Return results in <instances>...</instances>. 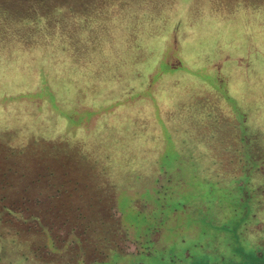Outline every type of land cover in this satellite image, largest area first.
<instances>
[{
    "label": "rangeland",
    "instance_id": "374dc122",
    "mask_svg": "<svg viewBox=\"0 0 264 264\" xmlns=\"http://www.w3.org/2000/svg\"><path fill=\"white\" fill-rule=\"evenodd\" d=\"M261 167L264 0H0V264H169L248 197L264 264Z\"/></svg>",
    "mask_w": 264,
    "mask_h": 264
},
{
    "label": "trees",
    "instance_id": "16d2710c",
    "mask_svg": "<svg viewBox=\"0 0 264 264\" xmlns=\"http://www.w3.org/2000/svg\"><path fill=\"white\" fill-rule=\"evenodd\" d=\"M261 170V173H263L264 175L263 167H261ZM247 177L248 175L245 179H247ZM240 187L245 186L240 185ZM260 199H263L264 201V198L260 197ZM206 200L208 201V199H202L204 204L202 208L198 207L195 209V215L188 216L186 224L189 227H186V229L187 232L191 235V238L188 237L190 240H188V238H181V244L183 245L181 250L182 257L177 253V250L180 249L179 244L177 243H174L172 245V249L169 247V249L167 250L166 253L171 256V258L169 259V264H192L193 260L195 259H199V263L202 264L206 260H210V262L206 264H224L225 260H228V264H235L238 263L235 260L239 257L247 258L245 257L244 253H241L240 248L234 241V237L238 236V233L243 228V226L247 225L250 222L251 217H253V212H249L252 207L248 206L249 203L251 204V199L248 197L246 200L248 202H245L243 204V207H245V211L243 212L245 213H236L235 211H233L234 214L231 213V215L228 214V216H222L221 214L216 213L215 211L219 210V208H214L216 206L210 207L212 210L208 209ZM263 201L262 203H264ZM247 207L248 210H246ZM193 222L200 224L196 232L195 230L191 229ZM87 231H85V233H87ZM92 231L94 232L96 230ZM144 231V233H140V238L145 241L148 240L146 244H143V247L144 249L146 248L145 246H147V248L150 247L149 252H151L153 248L151 245L158 243L154 241L156 239L155 237H152L151 239L150 237L153 235V233H155L156 236L160 235L161 230L159 229V227H157V225H150L148 226V229ZM97 236L99 240H101L103 237L102 234L101 236L97 234ZM147 244H149V246ZM245 247L246 245L244 244V247L242 249H244ZM120 255L121 254L119 252H114L113 258L115 257V259L118 258L120 260ZM160 258H163V256L157 255V252L155 251H152L149 255H145L143 251H140L137 254H131L130 256L126 257L125 262L126 264H149L148 261L150 259L153 261ZM115 259L113 262H111L112 264H115ZM251 259H253V264H256V261L259 259L258 254L254 253V256L252 254ZM122 260H124V258H122Z\"/></svg>",
    "mask_w": 264,
    "mask_h": 264
}]
</instances>
